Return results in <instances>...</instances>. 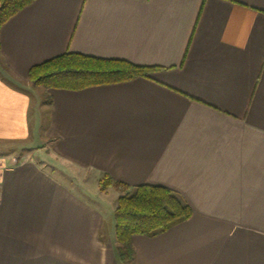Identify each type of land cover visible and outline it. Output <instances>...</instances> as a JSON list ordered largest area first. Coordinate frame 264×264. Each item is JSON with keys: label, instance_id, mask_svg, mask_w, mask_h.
Returning a JSON list of instances; mask_svg holds the SVG:
<instances>
[{"label": "crops", "instance_id": "obj_1", "mask_svg": "<svg viewBox=\"0 0 264 264\" xmlns=\"http://www.w3.org/2000/svg\"><path fill=\"white\" fill-rule=\"evenodd\" d=\"M67 52L164 70L31 85ZM104 175L169 188L193 212L134 236L128 264H264V0H35L3 24L0 264H120L121 193L100 191Z\"/></svg>", "mask_w": 264, "mask_h": 264}, {"label": "trees", "instance_id": "obj_2", "mask_svg": "<svg viewBox=\"0 0 264 264\" xmlns=\"http://www.w3.org/2000/svg\"><path fill=\"white\" fill-rule=\"evenodd\" d=\"M34 1L0 0V30L4 23ZM162 70L158 66H142L122 59L67 52L33 66L29 80L35 88L79 91L148 78ZM109 188L121 193L113 213L116 255L120 264L134 259V236L155 237L174 224L190 219L193 214L179 194L163 186L145 184L130 189L104 175L99 189L104 192Z\"/></svg>", "mask_w": 264, "mask_h": 264}, {"label": "rangeland", "instance_id": "obj_3", "mask_svg": "<svg viewBox=\"0 0 264 264\" xmlns=\"http://www.w3.org/2000/svg\"><path fill=\"white\" fill-rule=\"evenodd\" d=\"M42 94H45L43 91H42ZM89 177V176H88ZM85 183V188H86V190L88 191V193H94V194H96V190H97V185H95L94 184V181L92 182V180L91 181H84ZM108 190V189H107ZM106 190V191H107ZM99 191V190H98ZM106 191H104V193L106 192ZM106 195H108V196H101L100 194L99 195H97L98 197H100V198H102L101 200H99V202L102 204V206H104V207H107V208H109V207H111V205H112V197L113 198H116L115 197V194H114V191H109V193H106ZM111 221L113 222V217H111V219H110V223H111ZM114 228V227H113ZM126 264H128V263H126Z\"/></svg>", "mask_w": 264, "mask_h": 264}]
</instances>
